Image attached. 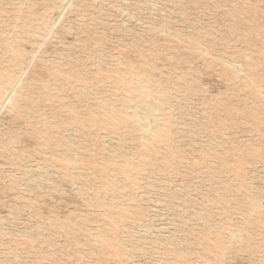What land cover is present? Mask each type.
Wrapping results in <instances>:
<instances>
[{"label":"rangeland","instance_id":"374dc122","mask_svg":"<svg viewBox=\"0 0 264 264\" xmlns=\"http://www.w3.org/2000/svg\"><path fill=\"white\" fill-rule=\"evenodd\" d=\"M0 86V264H264V0H0Z\"/></svg>","mask_w":264,"mask_h":264},{"label":"bare ground","instance_id":"6f19581e","mask_svg":"<svg viewBox=\"0 0 264 264\" xmlns=\"http://www.w3.org/2000/svg\"><path fill=\"white\" fill-rule=\"evenodd\" d=\"M57 21V20H56ZM49 31H50V29H49ZM48 31V32H49ZM234 66H236V65H234ZM241 66V65H240ZM237 67V66H236ZM240 68V67H239ZM236 72V71H235ZM135 81H136V79H134ZM145 85V84H144ZM142 85L141 83H137L136 84V88L134 89L135 91H136V93H139L140 92V90H142V91H145V92H148V91H150L149 90V88L145 85ZM4 90H5V88H3V87H1L0 86V100H2L3 99V97H4V101L6 100V97L4 96V94H6V93H4ZM154 90V89H153ZM262 92V91H261ZM263 93V92H262ZM9 96H10V93H9ZM143 96V95H142ZM7 99H8V95H7ZM154 100V99H153ZM10 103H12V102H10ZM154 105V104H153ZM151 103H149L148 101H146V100H144L143 98H138L137 99V107H136V109L133 111V113L131 114V116H132V118L133 119H135V121H137V122H139L140 124H145L147 121V119L149 118V117H154V120H156L159 116L157 115L158 113L156 112V110H155V108H156V106L154 107ZM155 110V111H154ZM132 112V111H131ZM157 113L156 115L158 116V117H156L155 115H154V113ZM122 116L123 115H121V118H122ZM161 119V118H160ZM158 120V119H157ZM146 121V122H145ZM136 123V122H135ZM149 123V122H148ZM137 124V123H136ZM139 124V125H140ZM152 124V123H151ZM150 124V125H151ZM143 127V126H142ZM146 127H148V126H146ZM152 127V126H151ZM151 127H150V129H151ZM149 129V130H150ZM152 130V129H151ZM149 136V135H148ZM1 149V148H0ZM142 194V193H141ZM236 236V235H235ZM234 239V238H233ZM235 239H236V237H235ZM124 242V241H123ZM129 256H130V254H129Z\"/></svg>","mask_w":264,"mask_h":264}]
</instances>
